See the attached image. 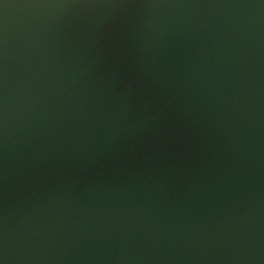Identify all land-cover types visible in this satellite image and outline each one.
Segmentation results:
<instances>
[{
    "label": "water",
    "instance_id": "water-1",
    "mask_svg": "<svg viewBox=\"0 0 264 264\" xmlns=\"http://www.w3.org/2000/svg\"><path fill=\"white\" fill-rule=\"evenodd\" d=\"M2 264H264V0H0Z\"/></svg>",
    "mask_w": 264,
    "mask_h": 264
},
{
    "label": "clouds",
    "instance_id": "clouds-1",
    "mask_svg": "<svg viewBox=\"0 0 264 264\" xmlns=\"http://www.w3.org/2000/svg\"><path fill=\"white\" fill-rule=\"evenodd\" d=\"M0 264H2V262H0Z\"/></svg>",
    "mask_w": 264,
    "mask_h": 264
}]
</instances>
